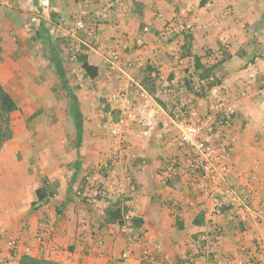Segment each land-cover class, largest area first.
<instances>
[{"label": "crops", "instance_id": "1", "mask_svg": "<svg viewBox=\"0 0 264 264\" xmlns=\"http://www.w3.org/2000/svg\"><path fill=\"white\" fill-rule=\"evenodd\" d=\"M187 25L191 31L182 30ZM124 51L135 66L121 75L109 57ZM80 54L97 68L95 78L86 76ZM194 57L236 107L232 176L208 196L189 186V173L160 177L167 158L184 155L166 146L176 131L164 111L207 84ZM255 73H264V0H0V84L18 105L10 114L12 137L0 150V256L15 254L14 264L23 257L149 264L141 260L148 247L165 264H186L190 254L193 264H225L244 245L245 261L264 264V77ZM129 80L141 83L163 113L151 137L129 126L118 170L107 173L99 169L106 153L99 127L113 110L110 95ZM194 82L203 90L188 88ZM43 178L57 188L38 202ZM98 183L105 198L89 203L76 195ZM230 190L248 200L245 211L229 203ZM115 204L131 208L141 226L123 232L106 223ZM211 223L223 228L215 245Z\"/></svg>", "mask_w": 264, "mask_h": 264}, {"label": "built area", "instance_id": "2", "mask_svg": "<svg viewBox=\"0 0 264 264\" xmlns=\"http://www.w3.org/2000/svg\"><path fill=\"white\" fill-rule=\"evenodd\" d=\"M78 26L83 27L81 24ZM191 28L187 25L182 30L191 31ZM77 46L70 50L72 60L77 58L79 51ZM109 65L112 71H118L122 75L133 68L135 62L126 51L113 52L109 57ZM255 76L263 78L264 73L251 75V77ZM153 77L157 78L158 75L154 73ZM207 80L206 82L209 83L214 79L211 77ZM247 88L248 86H244L241 96H245ZM204 93V96H191L170 107L168 111H164L169 127L176 131L171 133L166 146L182 150L184 155L167 158L160 177L168 181L177 175L189 173V186L200 195L208 196L210 191L221 192L232 176L231 156L234 143L231 131L236 119V107L231 99L230 91L221 84L205 89ZM108 104L113 106V110L107 114L106 123L99 127V138L106 146V153L99 169H105L107 173L114 174L123 159L129 126L138 124L143 127L144 136L151 137L158 126L163 110L155 97L141 83L134 80H129L125 86L118 88L110 95ZM166 132L169 133V129ZM123 181L127 183L131 191L135 189L130 173L124 174ZM76 195L86 202L95 203L107 196V188L98 183L90 188L79 190ZM227 198L238 212L245 211L249 207L248 200L235 190H230ZM133 217L131 208L126 207L123 210L120 225L123 232H131L134 229L131 222ZM209 230L211 232L209 244L215 245L221 239L223 228L217 223H211ZM8 245L15 251L18 243L10 240ZM207 246L206 249H208ZM238 250L242 255L228 257L225 264H252L244 260L246 247L240 245ZM15 259V254L7 259L0 256V264H14ZM141 260L149 264H165L162 260L156 259L148 247L142 250ZM184 260L186 264H193L195 255H187Z\"/></svg>", "mask_w": 264, "mask_h": 264}, {"label": "trees", "instance_id": "3", "mask_svg": "<svg viewBox=\"0 0 264 264\" xmlns=\"http://www.w3.org/2000/svg\"><path fill=\"white\" fill-rule=\"evenodd\" d=\"M78 59L82 62V68L89 78L93 79L97 76V68L88 64L85 56L80 54ZM195 69L201 70L198 74L199 79H209L211 75V70L208 68H204V66L200 63L199 57H194ZM208 81V80H207ZM217 84V82H209L205 85V89L210 88L211 86ZM205 93L197 94V96H204ZM18 110L17 102L12 98L10 93L0 84V150L3 144L8 141L12 137V129H11V119L10 114L14 111ZM43 186L36 191V198L38 202H43L48 197H51L55 193V189L57 188L56 183H49L46 179L42 180ZM35 203L32 204V206ZM125 210L124 207H120L119 204H115L111 208L105 211V222L119 224L122 223V213ZM132 226L135 228H139L142 224L141 219L137 217H133ZM21 264H58L45 259H37L31 257H23Z\"/></svg>", "mask_w": 264, "mask_h": 264}, {"label": "rangeland", "instance_id": "4", "mask_svg": "<svg viewBox=\"0 0 264 264\" xmlns=\"http://www.w3.org/2000/svg\"><path fill=\"white\" fill-rule=\"evenodd\" d=\"M200 71L201 70H196L195 72H197V74H199L200 73ZM214 82H216L217 80L216 79H214L213 80ZM191 83H192V81H191ZM207 85V84H206ZM188 88H190V89H192V90H197V89H199V90H203V86H201V84H197L196 82H194V84L193 85H191V86H189ZM205 89V88H204ZM196 93V92H195Z\"/></svg>", "mask_w": 264, "mask_h": 264}]
</instances>
